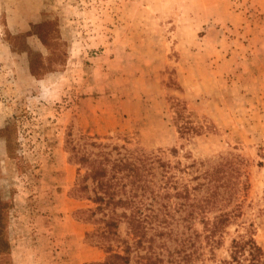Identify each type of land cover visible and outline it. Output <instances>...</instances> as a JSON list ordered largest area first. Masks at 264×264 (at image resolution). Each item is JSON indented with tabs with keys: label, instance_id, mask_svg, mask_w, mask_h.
Returning a JSON list of instances; mask_svg holds the SVG:
<instances>
[{
	"label": "rangeland",
	"instance_id": "1",
	"mask_svg": "<svg viewBox=\"0 0 264 264\" xmlns=\"http://www.w3.org/2000/svg\"><path fill=\"white\" fill-rule=\"evenodd\" d=\"M0 233V264L264 253V0H0Z\"/></svg>",
	"mask_w": 264,
	"mask_h": 264
},
{
	"label": "trees",
	"instance_id": "2",
	"mask_svg": "<svg viewBox=\"0 0 264 264\" xmlns=\"http://www.w3.org/2000/svg\"><path fill=\"white\" fill-rule=\"evenodd\" d=\"M182 113V109H181ZM180 111H177L178 119H181L182 114ZM118 166V164L116 165ZM101 171H104V169H101ZM139 176L138 169L135 168L132 174L133 181L135 182L136 178ZM108 183H111L112 179L109 178L106 180ZM109 187L104 188L103 195H107L108 199L105 200L103 196L96 195V197L93 198V201L98 202V207L96 209H101V204L104 203L106 206L112 204L111 200L114 203H123L122 199H114L113 194L114 191H109ZM183 194L180 192L175 193L178 196H183L184 198H188V191L186 189L183 190ZM110 200V201H109ZM116 201V202H115ZM128 203H131V200L128 199ZM222 216H220L218 219H221ZM107 227L114 226L116 224L106 222ZM218 231V226L216 224L213 225V229L211 230L212 233ZM2 235L0 233V253L2 250ZM127 243V242H125ZM103 244V243H102ZM107 247H104L106 250V257L105 259L97 264H121V263H128L129 261V255H128V249L129 246L125 245L124 248V254H120L118 251H113L109 244L106 245ZM231 262L230 264H264V253L260 246L257 245L253 238V234H249L247 237H240L239 239H233L231 244Z\"/></svg>",
	"mask_w": 264,
	"mask_h": 264
}]
</instances>
